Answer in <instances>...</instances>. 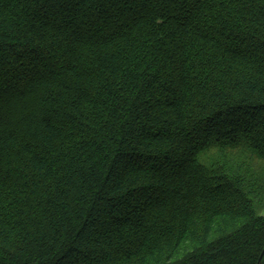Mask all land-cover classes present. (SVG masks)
Segmentation results:
<instances>
[{
	"label": "trees",
	"instance_id": "1",
	"mask_svg": "<svg viewBox=\"0 0 264 264\" xmlns=\"http://www.w3.org/2000/svg\"><path fill=\"white\" fill-rule=\"evenodd\" d=\"M263 209L264 0H0V264H264Z\"/></svg>",
	"mask_w": 264,
	"mask_h": 264
},
{
	"label": "rangeland",
	"instance_id": "2",
	"mask_svg": "<svg viewBox=\"0 0 264 264\" xmlns=\"http://www.w3.org/2000/svg\"><path fill=\"white\" fill-rule=\"evenodd\" d=\"M235 154H237L238 156H241L240 153H235ZM251 161L256 162V163H260V162L254 161V160H251ZM261 213L264 214V209Z\"/></svg>",
	"mask_w": 264,
	"mask_h": 264
}]
</instances>
